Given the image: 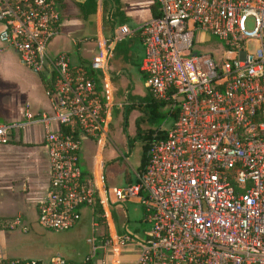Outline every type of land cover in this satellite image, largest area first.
<instances>
[{"label": "built area", "instance_id": "2783aa9c", "mask_svg": "<svg viewBox=\"0 0 264 264\" xmlns=\"http://www.w3.org/2000/svg\"><path fill=\"white\" fill-rule=\"evenodd\" d=\"M155 2L158 15L137 28L138 70L170 122L156 131L162 135L134 181L106 186L99 172L81 174L77 154L111 120L109 90L89 71L106 70L117 36L95 37L92 57L74 66L63 52L47 53L59 32L55 0H0V43L43 76L51 105L49 114L25 107L22 121L0 123V143L11 130L40 123L48 178L36 222L66 230L85 208L91 229L79 263L0 255V264H105L127 245L136 248L132 264H264V0ZM211 37L216 45L200 50ZM125 199L140 204L149 224L138 238L125 225L121 234L115 228L112 213ZM19 225L18 216L0 219V228Z\"/></svg>", "mask_w": 264, "mask_h": 264}, {"label": "crops", "instance_id": "0c3cea01", "mask_svg": "<svg viewBox=\"0 0 264 264\" xmlns=\"http://www.w3.org/2000/svg\"><path fill=\"white\" fill-rule=\"evenodd\" d=\"M154 2L155 0H117L113 4L111 0H55L59 14V32L48 42L47 53L50 56L63 52L69 57L71 65L86 64L94 54L95 37L117 36L106 70L89 71L98 88L104 86L109 90V98L114 104L112 119L116 110L122 109L123 112L126 96L132 95L129 71H134L142 83L144 79L138 70L141 57L133 65L130 62L131 47L122 48L120 56L119 50L115 51V44L128 40L131 45L136 40L141 54V40L137 28L153 17L150 6ZM72 39L79 42L73 43ZM124 68L128 70L122 78ZM126 86L127 89H124ZM133 93L136 97L142 96ZM118 103L122 105L116 106ZM25 107L33 116L50 113L51 105L45 93V81L41 74L27 68L13 50L0 43V123L22 121ZM114 130L109 122L105 133L99 139L84 138L77 154L81 174L88 177L99 172L103 175L106 186H118L108 185L104 174L105 164L109 161L115 163L117 159L114 152L109 155L110 158L105 155L106 141ZM126 144L129 146L124 138V145ZM134 171L136 170H133V176ZM47 178V158L42 143L41 124L35 122L21 129L11 130L7 142L0 143V219L17 215L20 225L25 228L28 224L25 220L33 217L36 221V206L44 195ZM124 180L125 184L130 183L134 181V177L126 176ZM82 213L87 214V209L83 208ZM114 214L115 211L112 215ZM123 225L121 223V228ZM115 228L121 234L119 227L115 225ZM135 256L136 248L127 245L119 250L117 256L107 254L105 264H132ZM93 264H101L100 259L94 258Z\"/></svg>", "mask_w": 264, "mask_h": 264}, {"label": "rangeland", "instance_id": "374dc122", "mask_svg": "<svg viewBox=\"0 0 264 264\" xmlns=\"http://www.w3.org/2000/svg\"><path fill=\"white\" fill-rule=\"evenodd\" d=\"M252 26L251 19H247L245 22V29L250 30ZM92 28H90V31ZM201 38V35L198 36ZM131 43L125 40L118 48H121L120 56L122 54V48L128 49L131 47V63L134 65L139 57L142 56L140 48L136 40ZM216 41L213 37L204 43L198 44L201 49H211L216 45ZM264 45V39H263ZM127 67V66H126ZM128 68V67H127ZM127 68L122 69V78L126 75ZM131 73L130 80L132 82V91L139 93L143 97L148 91L143 86L142 80L138 78L134 71ZM123 80V79H121ZM128 85V84H127ZM129 86V85H128ZM126 86L124 89H127ZM132 95H135L133 92ZM149 93V92H148ZM137 100V99H136ZM111 127L115 128L114 133L109 135V140L106 141L105 155L110 158L113 152L116 154L117 159L115 163L107 162L104 166V174L108 185H124L126 176L134 177L133 170H136L139 164V158L141 154V144L145 142L143 139L134 138V126L133 119L140 117L138 120V127L141 133L150 131L152 134L161 128L169 125L170 117L167 115V108L164 105H157L151 111L149 107L146 111L142 107L132 109L128 112L125 119V127L122 123V109L116 110V113L112 115ZM122 127L124 129L122 130ZM120 130L122 132H120ZM125 136V137H124ZM124 138L131 139L129 146L124 145ZM117 149L113 147V144ZM119 207L115 209L113 220L115 225L119 227V231L123 233L121 223H124L126 230L135 237H140L142 231L147 229L149 224L145 221L142 209L138 202L129 201L125 199L118 204ZM17 216V215H15ZM15 216L6 218L5 220H11ZM117 218V219H116ZM26 228L21 230V226L14 228H0V255L6 257H26L38 260H46L51 255L61 256L73 263H79L84 256L89 252V240L91 237L90 229V217L86 213H82L78 222L72 228L60 231H54L51 229L42 228L31 217L25 220Z\"/></svg>", "mask_w": 264, "mask_h": 264}, {"label": "trees", "instance_id": "16d2710c", "mask_svg": "<svg viewBox=\"0 0 264 264\" xmlns=\"http://www.w3.org/2000/svg\"><path fill=\"white\" fill-rule=\"evenodd\" d=\"M111 2L113 4H115L117 2V0H111ZM157 5L156 2H154L151 6H150V11H151V15L153 17L158 15L157 12ZM119 45H121L120 43H116L115 44V51H120ZM92 78V77H91ZM137 99V100H136ZM126 103L124 104L123 107V112H122V123L123 126L125 127V119L126 116L128 114V112L132 109L138 108V107H142V109L144 111H146V108L149 107L150 110L152 111L154 109L155 106H161L164 105L162 101H157L155 99H153L150 94L147 92L143 97H136L134 95H127L126 96ZM140 117H135L133 119V126H134V136L132 137V140L134 138H138V139H143L145 142H143L141 144L140 150H141V154H140V159H139V164L136 168V170H139L143 167V165L145 164L146 161V151L149 148V146L151 145V143L157 139H159L162 135V132H154V134H152L150 131H147L146 133H141L140 129L138 127V120ZM124 127H122V130L124 129ZM127 143L131 144V139L127 138ZM97 210L99 209V206L96 205ZM99 233H101L102 235L105 234V226L104 224L100 223L99 225Z\"/></svg>", "mask_w": 264, "mask_h": 264}]
</instances>
